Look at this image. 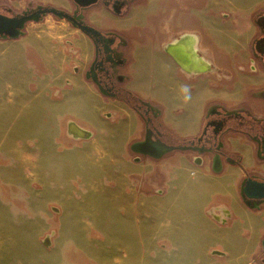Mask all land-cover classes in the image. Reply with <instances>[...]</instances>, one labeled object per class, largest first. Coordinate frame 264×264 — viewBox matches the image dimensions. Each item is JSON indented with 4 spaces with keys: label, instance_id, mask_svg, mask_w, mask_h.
Instances as JSON below:
<instances>
[{
    "label": "crops",
    "instance_id": "0c3cea01",
    "mask_svg": "<svg viewBox=\"0 0 264 264\" xmlns=\"http://www.w3.org/2000/svg\"><path fill=\"white\" fill-rule=\"evenodd\" d=\"M170 1L148 0L147 7L129 16L124 29L136 27V41H128L126 88L159 109L165 130L179 139L199 136L213 105L245 108L248 103L252 116L263 118L264 111H256L258 104L250 105L246 94L257 91L252 96L261 100L264 83L254 88L256 82L249 78L242 89L240 51L229 37L233 35L225 36L223 21L210 15L207 2L202 7L201 1L173 0L165 8ZM185 35L197 36L199 54L211 70L187 74L166 51V44ZM46 57L45 52L43 60L53 70ZM38 75L32 74V82ZM61 77L60 99L52 97L48 79L35 81V92L27 86L21 100L28 102L13 124L9 112L8 147L23 149L15 156L25 178L54 182L53 191L71 197L78 215L102 227L100 255L95 241L91 246L87 239L76 244L78 251L88 252L93 260L103 255V264H128L129 251L134 264H264V204L248 206L240 193L248 173L264 177V163L252 141L240 134L226 136L225 152L241 157V163L224 162L220 173L213 171L209 155L203 156V165L195 164L192 151L175 150L160 159L142 157L144 161L132 163L129 131L111 122L134 110L121 101L105 100L78 73L70 80ZM70 120L87 131L82 126H89L91 136L71 137ZM35 150L42 153L36 156ZM133 176L141 179V195ZM222 210L226 220L213 215Z\"/></svg>",
    "mask_w": 264,
    "mask_h": 264
},
{
    "label": "rangeland",
    "instance_id": "374dc122",
    "mask_svg": "<svg viewBox=\"0 0 264 264\" xmlns=\"http://www.w3.org/2000/svg\"><path fill=\"white\" fill-rule=\"evenodd\" d=\"M196 1H201L202 7H205L207 2L210 15L214 17L217 15L218 22L223 21L225 36L233 35L229 36L230 39L237 42L240 65L244 66V71L240 73L242 89L247 86L249 78L256 82L254 88L259 87L264 83V71L255 62L253 40L259 35L255 20L264 14V1L255 0L249 3H244L243 0ZM169 3L165 8L173 6V0ZM147 4L148 0H134L130 3L129 12L117 16L99 3L86 10L84 15L102 30L117 31L123 34L126 40L135 42L133 33L136 32V27L130 31L124 27L129 16L131 18L136 11L147 7ZM39 5H53L67 11L73 9L67 0H0V7L8 6L15 13H22ZM23 32L22 36L14 40L0 39V264H103V255L93 260L88 252L82 251L81 248L78 251L76 246L78 242L87 239L91 246V242L95 241L96 253L100 252L102 227H93L86 218L78 215L77 209L70 204L71 197L57 195L53 191L54 182L46 184L41 180L25 178L24 166L15 156L18 149L21 153L23 149L14 150L8 147L9 112L13 114L11 116L13 124L15 116L22 114L24 104L28 102L21 100L27 86L30 84L31 91L35 92V81L41 77L45 81L48 79L52 97L60 99L62 89L58 84L62 78L61 74L69 80L75 73H78L80 81L86 79L84 72L92 56L91 44L79 28L53 14L45 16L40 22L27 23ZM71 48L77 50V53L73 54ZM45 52L47 60L52 62L53 70L43 60ZM250 66L257 72H250L252 70L249 69ZM123 71H119L118 75L128 76L125 69ZM35 73L41 75L32 82V74ZM126 81L129 82V79ZM89 86L93 87L90 84ZM255 92L257 91L247 92L249 103L254 108L258 104L256 111H264L263 102L252 96ZM15 97L18 99L15 100ZM104 98L106 100V97ZM248 106L246 103L245 109ZM240 108L243 107L235 105L227 109ZM111 124L122 126L129 131L127 147L129 161L134 163L138 156L144 161L143 155L134 153L130 148L143 137L144 121L137 112L128 111ZM82 127L90 131L89 126ZM19 145L22 146V143ZM35 151L36 156L42 153L41 150ZM133 181L136 193L143 194L141 179L133 176ZM95 223L102 224L98 221ZM51 233H54L52 244L46 248L41 241ZM134 256L132 251L128 252V264H134Z\"/></svg>",
    "mask_w": 264,
    "mask_h": 264
},
{
    "label": "flooded vegetation",
    "instance_id": "af4514ba",
    "mask_svg": "<svg viewBox=\"0 0 264 264\" xmlns=\"http://www.w3.org/2000/svg\"><path fill=\"white\" fill-rule=\"evenodd\" d=\"M67 1L73 6L71 11H67L64 8L58 9L64 10L73 16L76 23L82 22V24L91 25L99 29L103 34V36L93 39L88 37L92 47V56L88 63L87 69L84 72L85 78L88 80V82L94 85L96 90L102 96L106 97L107 99L121 101L127 104L129 107L133 105L131 108L134 109L144 121L143 137L138 141H144L148 131L150 132L152 139L160 140L169 146H186L192 148L198 147L205 150L217 151L219 145L223 144L222 149L220 150V153L223 155V164L225 162L239 165L241 163V157L228 154L224 149L226 136H237L240 134L246 136L256 145V156L261 162L264 163V117L260 119L254 118L251 112L245 108L227 109L224 106L213 105L207 110V114H211L209 117L206 115L205 125L199 136L194 139V145L191 144L193 140L191 142H184L182 144H176L173 142V138L169 132L165 130L160 121V110L153 107L149 102L142 100L137 94V96L133 95L134 93L126 88V83L128 82L126 80L129 79V77L121 74L118 75L119 71L122 70V72H124L123 70L130 61V58L127 55L129 49L128 40H126L123 34L117 31L102 30L101 28L94 25L90 20L86 19V15H84L86 10L99 3H102L111 13H113V5L120 7L124 3L125 5L122 6V14L120 15L123 16L125 12H129L131 1L99 0L96 4L88 7H81L73 0ZM105 2L108 3V6L105 5ZM37 7L30 8L28 10H33ZM45 7L55 6L45 5ZM0 14L13 16L19 13L13 12L8 6H1ZM81 14H83V17L80 18L79 16ZM255 24L259 28V35L253 40V55L259 68L263 69L264 71V14H261L257 17ZM87 76L89 78H87ZM260 98L264 105V89L260 92ZM128 102H131L132 105H130ZM225 110H228L230 114H226ZM212 120L224 122L223 129L218 134V136H215L213 127H208L206 133H204L206 124ZM200 137H202V140L198 142ZM253 176L257 177L258 180L264 179L263 176L253 173H248L245 178Z\"/></svg>",
    "mask_w": 264,
    "mask_h": 264
},
{
    "label": "water",
    "instance_id": "95a60500",
    "mask_svg": "<svg viewBox=\"0 0 264 264\" xmlns=\"http://www.w3.org/2000/svg\"><path fill=\"white\" fill-rule=\"evenodd\" d=\"M77 5L81 7H88L91 5L96 4L99 0H73ZM131 2L134 0H130ZM105 5L108 6V3L105 2ZM125 5L124 3L122 6ZM116 7L113 5V13L117 16H120L122 14L121 8ZM47 14H53L56 17L66 19L73 23V25L77 28H79L87 37L89 38H97L99 36H103L101 31L91 25L82 24V22H75V18L71 16L69 13H67L64 10L55 8V7H45V6H38L36 9L33 10H25L22 13L15 14L13 16H6L3 14H0V39L4 40H14L19 38L23 35V30L25 29V26L29 22H40L44 19V17ZM80 18L83 17V14L79 16ZM167 51V47H165ZM168 52V51H167ZM169 53V52H168ZM87 78H89L87 76ZM226 114H230L228 110H225ZM211 113L207 114V117L210 116ZM73 124V121H69L67 124V132L68 134L73 137L77 138V136L70 133L69 128L70 125ZM223 121H216L212 120L209 121L206 124L204 133H206V130L208 127L214 128V134L215 136H218V134L223 129ZM87 131V130H86ZM88 132V137H81L80 139H87L91 136L90 131ZM78 139V138H77ZM202 140V137L198 139V142ZM192 145L195 144V140L191 142ZM223 144H220L217 151L213 150H205L203 148L198 147H186V146H169L165 144L164 142L160 140H154L151 138L150 132L147 131V135L145 136L144 141H136L131 145V150L134 153H137L139 155H143L144 157H149L152 159H160L165 154L175 151V150H182V151H188L191 150L195 152L197 155L194 158V163L198 166L203 165L204 159L203 156L209 155L211 157L212 162V169L216 173L222 172L223 169V155L220 153V150L222 149ZM141 157L138 156L135 158V162H140ZM240 193L241 197L244 200V202L248 206L256 207L260 204H264V179L258 180L257 177H247L245 178L240 187ZM53 210H57L56 208H53ZM58 211V210H57ZM219 217V216H215ZM54 233H51L50 235L45 236V238L42 240V244L49 248L52 244L51 237ZM263 248H264V240L262 242Z\"/></svg>",
    "mask_w": 264,
    "mask_h": 264
},
{
    "label": "bare ground",
    "instance_id": "6f19581e",
    "mask_svg": "<svg viewBox=\"0 0 264 264\" xmlns=\"http://www.w3.org/2000/svg\"><path fill=\"white\" fill-rule=\"evenodd\" d=\"M167 51L175 63L187 74H202L211 70V63L199 54V39L195 35H185L166 44ZM69 131L77 137H88V132L74 122Z\"/></svg>",
    "mask_w": 264,
    "mask_h": 264
},
{
    "label": "trees",
    "instance_id": "16d2710c",
    "mask_svg": "<svg viewBox=\"0 0 264 264\" xmlns=\"http://www.w3.org/2000/svg\"><path fill=\"white\" fill-rule=\"evenodd\" d=\"M133 94V93H132ZM133 95H135V96H137L135 93L133 94ZM130 105H132L131 104V102H128ZM133 106V105H132ZM131 106V107H132ZM170 135H171V137L173 138V142H175L176 144H182V143H184V142H191L192 140H194L195 138H190V139H179V138H177L176 136H174L173 134H171V133H169Z\"/></svg>",
    "mask_w": 264,
    "mask_h": 264
},
{
    "label": "built area",
    "instance_id": "2783aa9c",
    "mask_svg": "<svg viewBox=\"0 0 264 264\" xmlns=\"http://www.w3.org/2000/svg\"><path fill=\"white\" fill-rule=\"evenodd\" d=\"M71 51H72V53L73 54H76L77 53V50H74L73 48H71ZM194 174V173H193ZM224 213L223 214H218V213H216L215 211L213 212V215H217V216H219L218 218L221 220H226L227 219V214H225L226 212L224 211V210H222ZM226 215V216H225ZM217 218V217H216Z\"/></svg>",
    "mask_w": 264,
    "mask_h": 264
}]
</instances>
